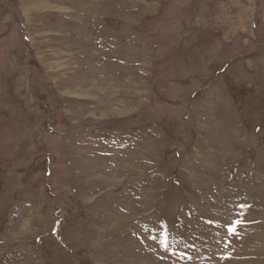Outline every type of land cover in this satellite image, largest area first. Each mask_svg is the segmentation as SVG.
<instances>
[{"label":"rangeland","instance_id":"374dc122","mask_svg":"<svg viewBox=\"0 0 264 264\" xmlns=\"http://www.w3.org/2000/svg\"><path fill=\"white\" fill-rule=\"evenodd\" d=\"M0 264H264V0H0Z\"/></svg>","mask_w":264,"mask_h":264},{"label":"crops","instance_id":"0c3cea01","mask_svg":"<svg viewBox=\"0 0 264 264\" xmlns=\"http://www.w3.org/2000/svg\"><path fill=\"white\" fill-rule=\"evenodd\" d=\"M147 67H144V68L142 67L141 70H140L141 71L140 73L139 72H134V71L131 70L130 71L131 73L129 72L127 74V77H126V81L128 82V84H126V87H128V90L135 89V92H134L135 93V96H134V100L132 102H133V105H135L136 107L139 106V105L140 106H143V105H145L144 103H147L148 104L150 102L151 98H152V94L154 93V86H153V83H152V78H153L152 75H153V72L149 68V66H147ZM148 69H149V71H148ZM114 86L117 89V86H119V84L115 83ZM139 87H141V89H143L145 91V95H146V97H144V95H142L140 101H139V97L137 96L138 95V90L137 89ZM113 114L116 115L115 112H113ZM211 120H213V121L216 122V118H214V117ZM231 121H233V119ZM231 134L233 135V133H231ZM232 135H231V137H232ZM233 137H234V135H233ZM146 143H148V142H146ZM96 145H95V147H96ZM127 149L128 148H125L124 150H127ZM196 153H202V152H200L199 150H197ZM122 154H124V152ZM208 161H209V159H208Z\"/></svg>","mask_w":264,"mask_h":264},{"label":"bare ground","instance_id":"6f19581e","mask_svg":"<svg viewBox=\"0 0 264 264\" xmlns=\"http://www.w3.org/2000/svg\"><path fill=\"white\" fill-rule=\"evenodd\" d=\"M153 16H154V15H153ZM73 57H74V56H73ZM93 58H94V57H93ZM130 73H131V72H130ZM220 106H221V105H220ZM224 111H225V110H224ZM228 114H229V113H228ZM226 116H227V115H226ZM228 116H229V115H228ZM229 117H230V116H229ZM231 117H232V116H231ZM227 118H228V117H227ZM227 118H226V119H227ZM225 125H226V124H225ZM223 128H224V130H223L224 133H225L226 135H228V133L225 131V130H226L225 126H224V125H223V126L221 125V129H223ZM227 130H228V129H227ZM203 134H204V133H203ZM234 134H235V133H234ZM218 135H219V134H218ZM240 136H241V135H240ZM219 137H220V136H219ZM222 137H223V136H222ZM241 137H242V136H241ZM238 138H239V137H238ZM240 140H241V139H240ZM203 141H204V140H203ZM237 141H239V140H237ZM226 144H227V143H226ZM228 145H229V144H228ZM145 146H146V148H145L144 151H146V152L150 151L149 149L151 148V146H150L149 144H147V143L144 145V147H145ZM221 146L224 147L225 145H224V144H221ZM231 147H232V146H231ZM232 148H233V147H232ZM233 149H234V148H233ZM149 153H150V152H149ZM128 154H129V153H128ZM144 154H145V153H144ZM147 154H148V153H147ZM132 155H133V154H132ZM130 157H131V155H129L128 157H126V158H128V159H125V158H124L125 161L130 162V161H132V160L134 159V158H130ZM135 159H136V158H135ZM144 159H145V158H144ZM193 159H194L193 161H194V162H197V163H199V162H203L202 160H200V158L198 159V158L195 157V158H193ZM197 163H196V164H197ZM207 163H208V161H207V162H204V164H207ZM200 164H201V163H200ZM197 166H198V165H197ZM130 167H131V166H129L128 169H129ZM130 169H131V168H130ZM120 170H121V169H120ZM128 172H129V171H128ZM199 177H200V176H199ZM257 177H258V176H257ZM197 178H198V177H197ZM131 183H132V182H131ZM240 188H241V187H240ZM218 190H219V189H218ZM145 192H146V191H145ZM145 192H144V193H145ZM140 194H141V193H140ZM145 194H146V193H145ZM149 194H150V193H149ZM225 194H226V193H225ZM227 194H228V193H227ZM140 201H141V200H140Z\"/></svg>","mask_w":264,"mask_h":264},{"label":"snow or ice","instance_id":"6c2138e0","mask_svg":"<svg viewBox=\"0 0 264 264\" xmlns=\"http://www.w3.org/2000/svg\"><path fill=\"white\" fill-rule=\"evenodd\" d=\"M234 230L232 228H229V232L232 233ZM165 243V247H167L166 245V241L164 242Z\"/></svg>","mask_w":264,"mask_h":264},{"label":"trees","instance_id":"16d2710c","mask_svg":"<svg viewBox=\"0 0 264 264\" xmlns=\"http://www.w3.org/2000/svg\"><path fill=\"white\" fill-rule=\"evenodd\" d=\"M258 130V129H257Z\"/></svg>","mask_w":264,"mask_h":264}]
</instances>
